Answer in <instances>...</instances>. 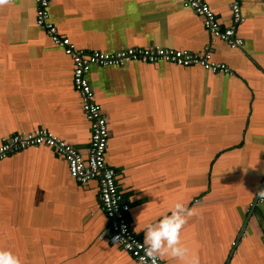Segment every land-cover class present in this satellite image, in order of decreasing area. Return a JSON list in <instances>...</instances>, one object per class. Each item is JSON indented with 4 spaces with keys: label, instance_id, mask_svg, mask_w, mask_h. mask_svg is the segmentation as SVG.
Masks as SVG:
<instances>
[{
    "label": "crops",
    "instance_id": "obj_1",
    "mask_svg": "<svg viewBox=\"0 0 264 264\" xmlns=\"http://www.w3.org/2000/svg\"><path fill=\"white\" fill-rule=\"evenodd\" d=\"M222 27L238 1L244 44L212 37L183 0H50V18L80 49L167 47L211 52L230 70L136 61L92 66L110 131L108 163L133 230L180 201L181 232L199 264H264V0H205ZM74 62L37 24L35 0L0 4V142L45 128L89 152L91 128ZM96 180L79 183L64 157L30 146L0 160V248L21 264H138L104 237ZM162 260L178 262L168 257Z\"/></svg>",
    "mask_w": 264,
    "mask_h": 264
},
{
    "label": "built area",
    "instance_id": "obj_2",
    "mask_svg": "<svg viewBox=\"0 0 264 264\" xmlns=\"http://www.w3.org/2000/svg\"><path fill=\"white\" fill-rule=\"evenodd\" d=\"M35 3L37 24L74 62L73 82L82 98L83 110L90 124V148L85 156L55 133L38 128L28 133H12L3 137L0 142V160L30 146L44 145L55 150L66 160L69 173L74 180L82 184L91 180L98 182L100 207L108 218L104 237L124 249L138 264H145L141 260L144 256L143 248L140 246L143 239L132 228L128 216L130 204L118 183V171L107 161L110 137L108 120L95 99V91L88 73L94 65L125 66L136 61L150 64L167 62L182 67L200 66L212 72L229 73L230 70L225 64L213 60L211 52L193 53L167 47H129L114 52L80 49L69 37L62 35L51 21L50 0H35ZM183 4L202 17L203 24L212 37L227 42L231 48L243 46L244 40L237 33L238 25L244 21L238 1L232 4L233 19L228 27H222L216 13L205 0H183ZM133 241L135 243H132ZM129 243H132L131 247L127 246ZM157 264L171 263L159 259Z\"/></svg>",
    "mask_w": 264,
    "mask_h": 264
},
{
    "label": "clouds",
    "instance_id": "obj_3",
    "mask_svg": "<svg viewBox=\"0 0 264 264\" xmlns=\"http://www.w3.org/2000/svg\"><path fill=\"white\" fill-rule=\"evenodd\" d=\"M6 0H0V4ZM264 200V190L256 193ZM193 210L184 203L176 201L167 212L159 215L153 221L147 222L142 227L144 256L141 260L147 264H157L159 259L168 257L170 260L183 264L188 256L189 249L181 241V232L187 223V218L192 216ZM132 243H135L133 241ZM132 243L127 246L131 247ZM0 264H21L18 255L8 249L0 248ZM190 264H199L198 258L192 257Z\"/></svg>",
    "mask_w": 264,
    "mask_h": 264
}]
</instances>
